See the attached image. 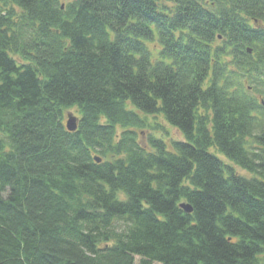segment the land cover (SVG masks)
I'll use <instances>...</instances> for the list:
<instances>
[{"label": "trees", "instance_id": "16d2710c", "mask_svg": "<svg viewBox=\"0 0 264 264\" xmlns=\"http://www.w3.org/2000/svg\"><path fill=\"white\" fill-rule=\"evenodd\" d=\"M136 256L264 264V0H0V264Z\"/></svg>", "mask_w": 264, "mask_h": 264}, {"label": "rangeland", "instance_id": "374dc122", "mask_svg": "<svg viewBox=\"0 0 264 264\" xmlns=\"http://www.w3.org/2000/svg\"><path fill=\"white\" fill-rule=\"evenodd\" d=\"M68 1V0H63ZM73 113L75 116L80 117V113L78 111V108L73 107L65 111V124L67 119L68 113ZM141 118L144 120L146 126L144 128H133V130L137 134V140L140 142V144L144 147H148L149 140L153 137L155 139L163 140L167 147H172L173 141H179L184 140L183 133L177 129L176 127L169 124L162 115H144L143 113H139ZM123 130V127L118 126V133L121 134ZM150 149V147H149ZM99 155V154H98ZM226 162L230 163V161L227 158H223ZM238 170L239 174L250 176L251 174L239 167L235 166ZM135 264H140V257L136 256V262ZM153 264H160L158 262H155Z\"/></svg>", "mask_w": 264, "mask_h": 264}, {"label": "water", "instance_id": "95a60500", "mask_svg": "<svg viewBox=\"0 0 264 264\" xmlns=\"http://www.w3.org/2000/svg\"><path fill=\"white\" fill-rule=\"evenodd\" d=\"M249 51L251 52V50L249 49ZM66 126H67V129L69 131H76L77 128H78V119L77 117H75L72 113H69L68 114V120L66 122ZM97 162H101V158L100 157H96L95 158ZM186 212L190 213L192 212V207L190 204L188 203H181L180 205Z\"/></svg>", "mask_w": 264, "mask_h": 264}]
</instances>
